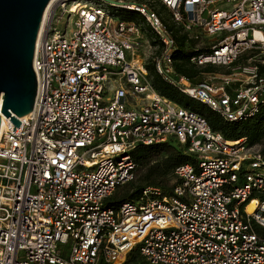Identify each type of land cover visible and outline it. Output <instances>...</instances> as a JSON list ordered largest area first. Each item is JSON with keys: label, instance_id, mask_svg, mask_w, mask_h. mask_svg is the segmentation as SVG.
<instances>
[{"label": "built area", "instance_id": "2783aa9c", "mask_svg": "<svg viewBox=\"0 0 264 264\" xmlns=\"http://www.w3.org/2000/svg\"><path fill=\"white\" fill-rule=\"evenodd\" d=\"M59 1L67 24L55 11L41 24L34 108L0 131V264H264L262 146L161 95L137 52L140 24L109 9L139 11L159 40L156 72L238 121L264 105V0H150L192 37L207 34L192 62L224 66L219 83L175 71V39L147 3ZM171 139L195 157L175 168L172 192L148 186L109 205L135 179L131 150Z\"/></svg>", "mask_w": 264, "mask_h": 264}, {"label": "trees", "instance_id": "16d2710c", "mask_svg": "<svg viewBox=\"0 0 264 264\" xmlns=\"http://www.w3.org/2000/svg\"><path fill=\"white\" fill-rule=\"evenodd\" d=\"M152 9L158 12L175 39L176 46L172 54L175 71L180 75L187 76L193 83L205 79L206 73L213 72V65L198 66L192 62V57L200 52L209 51L210 48L207 45H204L207 47L196 48L198 38L192 37L190 32L181 25L169 22L165 15L167 8L163 4L159 7L152 4ZM157 41L159 40L156 39L154 43ZM147 68L154 87L161 95L203 114L212 129L221 133L228 140L243 138L247 145L260 144L264 153V105H261L256 113L245 119L226 120L207 104L183 93L176 85L157 73L151 61L147 63ZM261 72L264 74V65L261 66ZM131 157L137 164L136 176L134 181L118 188L109 197L108 204L115 208L126 201L138 199L148 186L161 187L162 195L170 194L174 185L171 181L174 180L175 168L181 164L195 161V157L188 154L185 148L173 139L149 145L140 143L131 150ZM134 251L128 255L127 262L136 259Z\"/></svg>", "mask_w": 264, "mask_h": 264}, {"label": "water", "instance_id": "95a60500", "mask_svg": "<svg viewBox=\"0 0 264 264\" xmlns=\"http://www.w3.org/2000/svg\"><path fill=\"white\" fill-rule=\"evenodd\" d=\"M50 1L0 0V131L2 114L19 128V117L34 108L37 77L33 59Z\"/></svg>", "mask_w": 264, "mask_h": 264}, {"label": "rangeland", "instance_id": "374dc122", "mask_svg": "<svg viewBox=\"0 0 264 264\" xmlns=\"http://www.w3.org/2000/svg\"><path fill=\"white\" fill-rule=\"evenodd\" d=\"M130 1V0H127ZM136 2L138 3H147L148 8L152 9V3L150 0H136ZM60 1L59 0H55V2L52 4V6L50 7L48 14L51 11H55L56 12V19L60 18L57 23H56V27L60 30L63 31L65 26V23L67 24V17L68 14L64 12V9L62 6L59 5ZM157 7H159L161 5V3L159 2H155L154 3ZM109 9L111 10L110 12H112L113 14V18L115 20H123V21H136L138 24H140L142 30V37H141V45L139 46L137 52L146 59V61L150 62L152 61V58L155 55H158L160 53V47L157 43H154L155 40V35L154 32L152 31V29L149 27V25L146 22V19L143 17V15L135 10V9H128L126 7L123 6H114V7H109ZM166 18H168L169 22H175L172 19V15L171 12L168 11L166 9ZM47 14V15H48ZM63 16V17H62ZM47 17V16H46ZM44 20V18H43ZM42 20V22H43ZM71 23V21H70ZM176 23V22H175ZM43 24V23H42ZM180 25V24H178ZM69 28H72V25H69ZM41 31V29H40ZM40 34V32H39ZM38 34V37H39ZM191 35L194 34V32H190ZM199 35L198 37V43L196 45V48H200L203 47L204 45L208 44L209 38L207 37V34L203 31H199L197 33ZM194 37V36H193ZM196 38V37H195ZM211 66V65H208ZM214 70L212 72V74L215 77V82L219 83L220 82V77L223 76L225 74V67L224 66H213ZM208 75V73L205 74V77ZM174 180L171 181V183H173Z\"/></svg>", "mask_w": 264, "mask_h": 264}, {"label": "bare ground", "instance_id": "6f19581e", "mask_svg": "<svg viewBox=\"0 0 264 264\" xmlns=\"http://www.w3.org/2000/svg\"><path fill=\"white\" fill-rule=\"evenodd\" d=\"M54 2H55V0H51V1L49 2L48 7L46 8V11H45V13H44V20H45L47 14H48V11H49L50 7L52 6V4H53ZM44 20H43V21H44ZM41 31H42V27H41ZM41 31H40V33H41ZM39 37H40V34H39ZM39 37H38V39H37V44L40 43V38H39ZM7 122H8V118H7L5 115L2 114V128H1V129H4V128L6 127ZM253 205H254V203L252 202V203L248 206V210H249V211H251V210L253 209Z\"/></svg>", "mask_w": 264, "mask_h": 264}]
</instances>
